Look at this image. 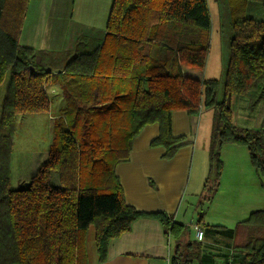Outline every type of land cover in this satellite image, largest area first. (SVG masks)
Instances as JSON below:
<instances>
[{
    "label": "trees",
    "instance_id": "trees-1",
    "mask_svg": "<svg viewBox=\"0 0 264 264\" xmlns=\"http://www.w3.org/2000/svg\"><path fill=\"white\" fill-rule=\"evenodd\" d=\"M252 1L264 8V0H228L233 36L218 100L221 80L183 71L206 66L208 0H114L103 41L81 40L75 52L60 56L20 43L30 0H0V87L11 71L0 114V264H89L91 227L104 261L110 241L144 217L158 219L174 237L171 264H194L200 245L188 238L190 227L128 204L115 167L152 123L160 127L152 146H164L171 158L184 139L173 133V112L199 115L214 108L199 221L220 184L224 145L248 148L264 187V118L258 129L239 127L232 105L234 95L249 96L251 107L264 99V20L247 15ZM53 84L67 104L54 123L49 157L27 186L12 188L16 116L49 111L47 88ZM52 172L59 173L61 186L51 183ZM239 226L244 264H264V209Z\"/></svg>",
    "mask_w": 264,
    "mask_h": 264
},
{
    "label": "crops",
    "instance_id": "crops-1",
    "mask_svg": "<svg viewBox=\"0 0 264 264\" xmlns=\"http://www.w3.org/2000/svg\"><path fill=\"white\" fill-rule=\"evenodd\" d=\"M110 1L101 0L102 13H97L92 26L97 20H100L98 22L100 26L102 21H105L107 26L114 0L111 6ZM76 6L77 0H74L73 5L72 0H30L19 37L20 43L60 56L75 52L81 40L91 43L102 42L106 28L98 34L95 28L87 32L82 29V31H72ZM183 71L187 76L204 78L202 70L184 66ZM47 92L49 96L52 95L48 112L49 120L52 121H50L52 125L50 137L54 138V123L61 117L67 101L58 84L51 85L50 91ZM61 95L64 97L63 100ZM250 102L249 96H233V120L239 127L258 129L264 118V99L255 107H251ZM55 105L58 107L55 108ZM210 109H203L199 115H192L185 109L173 112V133L184 139L181 147L171 158L165 157L164 146H152V141L160 131L159 124L146 125L133 139L129 158L117 164L115 173L128 204L141 211L167 213L176 223L190 227L188 238L190 236L192 241L200 245V257L194 264H244L245 252L239 248L242 244L243 228L239 223L247 219L251 212L264 209V187L252 165L248 148L234 144L224 145L221 150L224 170L213 198H226L228 206L223 207L219 203L216 207H211L215 204L212 201L210 207L205 209L203 222L199 221L200 197L210 170L209 173L208 170L202 172L200 178L199 171L195 172V180L192 174L195 158L200 163H204L205 154L207 155V146H204L203 150L198 148V144L200 136L204 144L207 143L205 114ZM52 143L53 141L47 148L32 153V157L28 158L30 174H18L19 179L15 189L29 184V179L48 159ZM209 144L210 139L207 144L208 151ZM12 173L11 168V178ZM192 181H201L203 185L201 190L189 193ZM51 183L54 186H61L59 173L52 172ZM189 218L192 220L190 221ZM195 225L204 229V237L201 241L196 237ZM175 249L174 237L166 234L163 224L156 218L144 217L135 220L129 232L110 241L104 261H99L97 249L94 256L89 257L88 254V257L89 264H171Z\"/></svg>",
    "mask_w": 264,
    "mask_h": 264
},
{
    "label": "rangeland",
    "instance_id": "rangeland-1",
    "mask_svg": "<svg viewBox=\"0 0 264 264\" xmlns=\"http://www.w3.org/2000/svg\"><path fill=\"white\" fill-rule=\"evenodd\" d=\"M112 1L113 0L110 1V6L112 5ZM73 2L74 0H72V5ZM208 4L212 17V25L210 29V50L207 57L206 66L202 71L204 73L205 78H215L221 80L222 86L218 94V100H221L223 97V79L225 77L226 68L230 59V43L231 38L233 36L232 20L230 15V9L228 6V0H208ZM102 7L103 3L101 2V0H77V6L75 8V19L73 20L74 23L72 26V31L84 30V32H87L89 29L95 28V31L98 34L102 30H104L106 28L105 21H102L101 26L98 23L100 22V20H97V25L95 24L96 26L91 25L94 24L97 13H102ZM71 11H73L72 6ZM247 15L256 19L264 20V8L262 4L255 1L250 2L247 9ZM10 77L11 71L7 73L6 78L4 79V82L0 87V114ZM47 90L50 91V86L47 88ZM50 96L52 95L50 94ZM61 96H59V98ZM63 99L64 97L62 98V100ZM54 107L56 108L58 106L55 105ZM214 114V108H211L205 114V116H207V119L205 120V125L208 140L207 143L204 144V141L202 140L203 138H201L200 136L198 148L204 150V146H207V155L205 154V158L204 155L202 156V159H205L204 163H200V161L195 158L192 174L194 180L195 172L199 171L200 178V175L202 176V172H206L208 170L209 173L210 170V159L207 144L209 143V139L211 136ZM49 119L50 115L48 111L39 113L18 114L16 116V134L14 139V154L12 166L13 173L10 182L11 187H17L16 184H18L19 179L18 174H30V169H28V158L32 157V153L35 151H40L43 148H47L48 144L53 141V138L50 137L52 136V121ZM201 131H203V129ZM31 178L29 179V181L31 180ZM200 182L201 181H192L189 193L190 191L195 192L196 190H201L203 185ZM206 202L207 201H205L206 209L210 207L211 202L215 203L214 206L212 205L211 207H216V205L219 203L222 204L223 207L228 206V200L223 197L222 199L218 197L215 199L213 198L212 200L207 202V204ZM189 220L191 221L192 219L189 218ZM86 242L89 257L94 256V254L96 253V246L93 227H91L88 231Z\"/></svg>",
    "mask_w": 264,
    "mask_h": 264
},
{
    "label": "built area",
    "instance_id": "built-area-1",
    "mask_svg": "<svg viewBox=\"0 0 264 264\" xmlns=\"http://www.w3.org/2000/svg\"><path fill=\"white\" fill-rule=\"evenodd\" d=\"M195 232L197 239L201 241L204 237V229L199 225H195Z\"/></svg>",
    "mask_w": 264,
    "mask_h": 264
}]
</instances>
